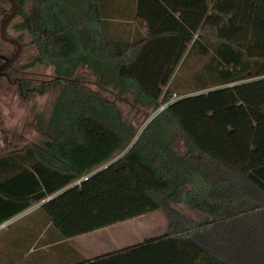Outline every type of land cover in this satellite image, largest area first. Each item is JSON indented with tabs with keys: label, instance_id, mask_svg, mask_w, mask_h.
Listing matches in <instances>:
<instances>
[{
	"label": "trees",
	"instance_id": "16d2710c",
	"mask_svg": "<svg viewBox=\"0 0 264 264\" xmlns=\"http://www.w3.org/2000/svg\"><path fill=\"white\" fill-rule=\"evenodd\" d=\"M17 4L14 26L36 47L20 68L52 65L54 75L40 86L11 79L24 98L58 93L38 119L41 138L0 153V223L61 191L41 208L64 238L84 232L89 205L114 221L137 208L170 220L160 235L71 264H246L247 251L220 245L214 229L241 230L264 213V0H136L144 36L129 45L112 38L100 0ZM194 50L208 59L182 81L176 71ZM127 94L157 111L141 132L119 104Z\"/></svg>",
	"mask_w": 264,
	"mask_h": 264
},
{
	"label": "rangeland",
	"instance_id": "374dc122",
	"mask_svg": "<svg viewBox=\"0 0 264 264\" xmlns=\"http://www.w3.org/2000/svg\"><path fill=\"white\" fill-rule=\"evenodd\" d=\"M9 8L8 0H0V23L5 11L9 10ZM20 20L21 18L17 17L13 22L14 25ZM12 24L8 29L9 34L13 36L20 34V40L24 43V49L14 64L16 68L20 67L31 55L36 53V47L29 44L30 36L27 32L21 33L17 31L14 25L12 27ZM11 50H13L12 46L8 45L0 38V52H9ZM207 59L208 56L206 55L191 58L189 66L193 74L205 65ZM181 73L178 72L177 77L185 81ZM78 74H85L90 77L91 80L96 81L94 77H91L90 71L85 68L80 69ZM53 75L54 67L46 64H37L16 74V76L19 77L24 76L32 79L34 81L33 84L39 86L41 81L50 80ZM15 81H11L6 77H0V153L23 149L28 144L36 142L41 138L42 135L38 127V119H47L49 117L52 104L58 93V88H50L44 93L36 91L30 94L29 97L24 98L19 92L17 81ZM177 83L178 84L175 85H180L181 81L178 80ZM92 86L98 88L96 83L92 84ZM191 88H186L181 85L178 89L180 91L182 89L191 91ZM178 92L175 93L173 97L179 96ZM102 93L105 96H110V92L103 91ZM126 97L127 100L119 101V104L125 116L136 125L138 132H141L157 111L152 112L151 109L136 107L130 103V94H127ZM175 149L180 153H184L185 145L182 137L177 140ZM205 159L203 155H193V160L195 161L203 162ZM179 207L189 216L195 218L200 217L182 205ZM29 221L30 219L25 218L14 223L21 224ZM253 221L255 225H253ZM78 224L84 231L83 233H89L98 229L104 231L110 229L124 230L125 237L123 238H125V243L119 244L122 246L137 242L149 236L162 234L169 228L170 220L166 212L162 209L149 212L142 208H137L130 210L125 220L114 221L111 215L96 204L89 205L84 209ZM96 224H99V226ZM214 230V234H216L220 245L230 246L232 252H234L236 248L237 250L242 249L243 251H247L245 256H241L242 260H246V264H264V242L259 240V233L264 232V213H261L260 217L252 219L251 225L244 229L238 230L232 227V229ZM241 232L248 235L250 239L240 246H237L238 242L234 240L238 237V233L240 234ZM100 240L101 242L108 241V239H103V237ZM231 243L237 247L234 248Z\"/></svg>",
	"mask_w": 264,
	"mask_h": 264
},
{
	"label": "crops",
	"instance_id": "0c3cea01",
	"mask_svg": "<svg viewBox=\"0 0 264 264\" xmlns=\"http://www.w3.org/2000/svg\"><path fill=\"white\" fill-rule=\"evenodd\" d=\"M100 2L104 18L111 25L112 38L120 40L124 45H129L130 42L144 36L135 22L136 0H100ZM194 51L193 56H200L197 50ZM188 52L189 48L186 55ZM191 58L182 60L176 74L182 72V76L186 77L189 73H193L189 66ZM56 194L32 204L6 220L5 226H0V264H71L79 259L93 258L145 239L120 246L119 244L125 243L123 238L125 233L122 229L105 231L98 229L64 238L41 208L44 202ZM25 218L30 221L14 223ZM102 237L108 241L101 242Z\"/></svg>",
	"mask_w": 264,
	"mask_h": 264
},
{
	"label": "water",
	"instance_id": "95a60500",
	"mask_svg": "<svg viewBox=\"0 0 264 264\" xmlns=\"http://www.w3.org/2000/svg\"><path fill=\"white\" fill-rule=\"evenodd\" d=\"M12 3V11L11 13L2 21L1 24V35L2 38L6 41L12 42L17 45V51L12 55H5L0 53V60L3 62L0 64V77L4 74L5 70L10 67L13 62L20 56L22 52V43L15 37H9L6 35V29L9 23L13 20V18L17 14L18 5L15 0H10Z\"/></svg>",
	"mask_w": 264,
	"mask_h": 264
},
{
	"label": "flooded vegetation",
	"instance_id": "af4514ba",
	"mask_svg": "<svg viewBox=\"0 0 264 264\" xmlns=\"http://www.w3.org/2000/svg\"><path fill=\"white\" fill-rule=\"evenodd\" d=\"M16 1V3H17V0H15ZM8 4H9V10H6L5 11V13H4V16H3V18H2V21L11 13V11H12V3H11V1L10 0H8ZM18 5V4H17ZM17 13H18V9H17ZM18 17V14H16V16L13 18V20L9 23V25L7 26V29H6V35L7 36H9V37H15V38H17L21 43H22V51H23V49H24V43L20 40V34L19 35H16V36H13V35H10L9 34V31H8V29H9V26L14 22V20L16 19ZM2 21H1V23H0V38H1V40H3L5 43H7L8 45H10V46H12V49L13 50H11V51H9V52H0L1 54H5V55H12L14 52H16L17 51V45L16 44H14V43H12V42H9V41H6V40H4L3 38H2V35H1V24H2ZM13 25H14V23L12 24V27H13ZM18 31V30H17ZM22 53V52H21ZM21 55V54H20ZM18 59V58H17ZM17 59L13 62V64L10 66V67H8L6 70H5V72H4V74L1 76V77H6V78H8L9 80H11V81H13L12 79H11V75H12V73L14 72V73H16V74H19V72H21V71H23V69L22 68H20V67H14V64H15V62L17 61ZM3 62V60H0V64ZM14 78L16 79H18V76H14ZM15 79H14V81H15ZM17 81V80H16Z\"/></svg>",
	"mask_w": 264,
	"mask_h": 264
},
{
	"label": "built area",
	"instance_id": "2783aa9c",
	"mask_svg": "<svg viewBox=\"0 0 264 264\" xmlns=\"http://www.w3.org/2000/svg\"><path fill=\"white\" fill-rule=\"evenodd\" d=\"M176 97H177V96H175L174 98H176ZM166 104H167V103L162 104L161 107H160V109H163V108L165 107ZM78 181L80 182L81 179L78 180ZM5 225H6V222H2V223H0V226H1V227L5 226Z\"/></svg>",
	"mask_w": 264,
	"mask_h": 264
}]
</instances>
